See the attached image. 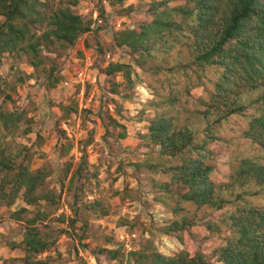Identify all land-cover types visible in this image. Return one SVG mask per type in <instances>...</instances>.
<instances>
[{"label": "trees", "instance_id": "obj_1", "mask_svg": "<svg viewBox=\"0 0 264 264\" xmlns=\"http://www.w3.org/2000/svg\"><path fill=\"white\" fill-rule=\"evenodd\" d=\"M81 1L0 0V65L4 58L19 54L38 69L52 61L42 54L44 47H76L82 37L93 32L91 23L74 9ZM146 12L150 19L137 29L118 31L115 43L120 48L129 47L141 72L153 73L155 80L149 83L154 94L149 107L156 115L149 120L148 135L142 137L148 140L146 145L151 149L147 154L153 159L148 171L168 177L154 182L157 193L153 200L174 216L165 222L164 233L180 234L182 241L192 233L198 220L196 214H187L190 206L198 211L234 206L220 221L221 226L227 224L231 235L217 250L218 260L222 264H264V93L247 98L245 103L239 101L250 90L264 89V0H185L176 6L168 0H153ZM105 13L103 8L100 16L107 22ZM177 49L189 56L174 59L169 54ZM51 66L49 84L56 88L61 79L55 78L56 68ZM209 70L214 71L212 77ZM105 73L124 74L131 84L135 82L130 64L110 63ZM208 85L213 91L208 92L203 123L198 125L204 129L194 127L190 119L181 124L172 112L178 107L176 102L185 97L202 100L203 95L196 96L193 91L206 90ZM10 89L0 74V96L11 99ZM253 108L255 114L230 140L259 146V154L238 153L244 157L231 165L229 182L218 184L212 177L216 171L212 144L223 141L222 128L226 129L231 116L248 117L246 112ZM31 122L25 109L0 106V206L13 207L19 200L27 205L11 215L26 225L23 242L11 246L25 250L26 264H55L61 255L53 261L37 259L56 245L51 232L44 233L39 223L49 219L50 207L56 205L59 195L47 189L49 170L34 169L35 154L19 143V137L32 131ZM10 137L19 145L8 141ZM84 168L80 167L79 175ZM226 191L236 198L225 196ZM45 202L51 205L47 207ZM101 206H94L99 215H109L110 211L100 210ZM212 225L208 224L211 234L221 230L220 225ZM120 252L108 248L100 251L112 260L118 259ZM133 252L136 257L145 255L143 251ZM150 256L155 264H211L198 247L170 256L158 252Z\"/></svg>", "mask_w": 264, "mask_h": 264}, {"label": "rangeland", "instance_id": "obj_2", "mask_svg": "<svg viewBox=\"0 0 264 264\" xmlns=\"http://www.w3.org/2000/svg\"><path fill=\"white\" fill-rule=\"evenodd\" d=\"M152 1L82 0L74 9L92 27L95 12L102 14L103 8L109 24L93 28L72 49L62 50L58 44L50 49L44 47L42 54L52 61L38 69L30 65L28 57L19 54L4 58L0 65V74L11 87V99L0 96V106L29 112L32 131L19 137V143L35 154L34 169L49 170L47 189H54L59 195L56 205L45 202L47 207L51 205L52 213L47 221L39 223L44 233L51 232V240H56V245L37 259L53 261L61 255L55 264H155L150 256L154 252L170 256L198 247L207 254L211 264H222L216 252L225 244L231 230L227 224L221 226L220 221L234 206H226L221 211L188 207L187 214H196L198 221L182 241L180 234L164 233L165 222L174 216L153 200L157 193L154 182L168 179L167 175L148 171L153 159L147 154L151 149L146 145L148 140L142 137L148 135L149 120L156 115L155 109L149 107V101L154 99L149 83L155 80L153 73L141 72L129 47L120 48L115 43L118 31L137 29L150 19L146 11ZM168 1L172 6L185 2ZM119 23L122 27L118 29ZM42 33L43 29L39 31ZM181 50H173L169 55L174 59L182 55L186 58L189 53ZM105 53L114 58L111 63L133 66L134 84L124 74L106 75L110 63ZM52 64L56 68L55 78L61 79L56 88H51L48 79ZM66 68L69 72L63 75ZM82 70L86 71V84L79 82L78 72ZM213 72L209 70V75ZM66 80L70 81L69 86H65ZM210 91H213L212 85L206 90L197 88L193 93L203 95L202 100L185 97L176 102L178 107L172 112L178 115L181 124L190 119L194 127L204 129L198 125L203 123ZM262 93V88L250 90L239 101L245 103L247 98L254 99ZM246 113L248 117L231 116L226 129L221 130L223 141L212 144L216 163L212 177L218 184L229 182L231 165L244 157H238V153L259 154V146L249 147L250 143L230 140L255 114V108ZM15 139L10 137L8 141L17 146ZM240 143L244 144L238 148ZM83 165L85 168L79 175ZM262 195L264 198V191ZM225 196L231 200L236 198L227 191ZM98 203L102 205L100 210L110 211L109 215H99L94 208ZM23 207L27 205L20 200L13 207L0 206V264H26L25 250L11 248L12 243L23 242L25 222L11 217ZM208 224L220 225L221 230L211 234ZM127 241L130 248L126 247ZM104 248L119 249L121 254L112 260L100 253ZM133 251H143L145 255L136 257Z\"/></svg>", "mask_w": 264, "mask_h": 264}, {"label": "built area", "instance_id": "obj_3", "mask_svg": "<svg viewBox=\"0 0 264 264\" xmlns=\"http://www.w3.org/2000/svg\"><path fill=\"white\" fill-rule=\"evenodd\" d=\"M109 23L105 22L103 20V18L100 16V14L96 11L95 12V16H94V25H93V28L97 27V26H106L108 25ZM122 27V23H119L118 24V29ZM105 59L107 60V62L111 63V60H114V58L112 57V55L110 53H107L105 55ZM69 72V70L66 68L63 70L62 74L63 75H66L67 73ZM86 71L82 70L80 72H78V77H79V82L82 83V84H86L87 82V77H86ZM65 86H69L70 85V81L69 80H66L64 82ZM126 247L127 248H130V244L129 242L127 241L126 242Z\"/></svg>", "mask_w": 264, "mask_h": 264}]
</instances>
